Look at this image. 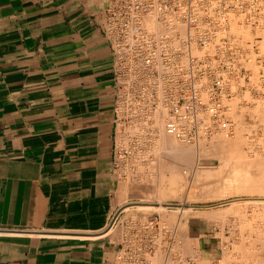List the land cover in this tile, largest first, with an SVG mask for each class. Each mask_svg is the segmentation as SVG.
Listing matches in <instances>:
<instances>
[{
    "label": "crops",
    "instance_id": "0c3cea01",
    "mask_svg": "<svg viewBox=\"0 0 264 264\" xmlns=\"http://www.w3.org/2000/svg\"><path fill=\"white\" fill-rule=\"evenodd\" d=\"M109 0H0V264H116Z\"/></svg>",
    "mask_w": 264,
    "mask_h": 264
},
{
    "label": "built area",
    "instance_id": "2783aa9c",
    "mask_svg": "<svg viewBox=\"0 0 264 264\" xmlns=\"http://www.w3.org/2000/svg\"><path fill=\"white\" fill-rule=\"evenodd\" d=\"M263 18L264 0H109L104 33L117 125L141 101L145 108L162 105L165 132L186 143L229 130L227 105L255 66L264 69ZM114 224L123 225L118 214L108 227ZM156 224L155 217L145 230ZM136 238L134 230L124 236L116 264H152Z\"/></svg>",
    "mask_w": 264,
    "mask_h": 264
},
{
    "label": "rangeland",
    "instance_id": "374dc122",
    "mask_svg": "<svg viewBox=\"0 0 264 264\" xmlns=\"http://www.w3.org/2000/svg\"><path fill=\"white\" fill-rule=\"evenodd\" d=\"M263 23H264V18H263ZM262 32L264 33V31ZM259 68L260 67H257L256 68L257 70L256 69L254 70V73H255L254 76L256 78H254L253 76L250 79V84L248 83L244 85V87L239 88L236 91V94H235L236 99L234 97V100L232 102L233 104L234 103L235 104L234 105L232 104L233 106L231 105L232 108L230 105H227L228 108L226 110V117L230 116V118L229 119L227 118V119H228V124L232 127L231 128L229 126V132L225 133L227 137L219 133L217 134L218 137L213 135V137L211 136L212 139L208 138L209 141L211 140L210 142L205 140V141L198 143V145H195V144L191 145L189 143H184L186 145V146L184 145L185 146L184 150L187 146L188 147L190 146L191 148L187 147L186 148L187 150L182 151L186 157L185 162H184L185 165L183 166V169L184 170L187 169L188 174H184V177H183L184 179L181 182L179 181L180 183L177 180L175 183L171 182V174L169 172L170 170L168 169L169 166H171L172 161H173L172 167L174 163H177L178 159L176 158L178 157H175L173 160V157H172L173 155H170V154L167 155L166 149L164 153V149H162L161 147H158V144H157L158 142L156 140L160 138L162 129L159 130L157 128L155 129V127L154 128L152 127V124H154V122H152L153 119L150 117H152L151 115H154V113L152 112V109H154L153 107L145 108L143 107V102L138 101L137 105L132 109L133 111L131 110L129 112L131 113V119L126 120L127 122L126 121L123 122L121 124L122 126H120L119 124L118 126L120 128L117 126V128H119L118 132L120 134L118 133L119 136L116 141L117 148L115 150V155H114V168L116 170V174L119 179L120 188H122L124 192V196H125V198L123 199L124 201L122 203V209L125 206L129 207L127 210H123L124 212L120 216L121 222L123 223V225L121 226L122 233L125 236L129 230H134V231L136 230L137 236L141 235V236H138L139 239L138 238L133 239V242H134V245H138L137 244L138 242L141 243L140 246L143 247L144 249L146 248L145 250L148 251L149 255H146V256L153 257L152 258L154 259L153 261H150L151 260L150 257L149 259L146 258L147 261L149 260L148 262H151V263L153 262V264H155V262H157L158 259L161 260V258L163 257L162 262L158 260L157 263L168 264L169 262H171L169 264H173V263L174 264H256V263L264 264V262H261V261L258 263V260H262L260 258L262 255H264V251H263L264 245L261 246V244H264V238H263L264 237L263 236L264 235L263 233L264 232L263 230L264 229V222H263L264 221V207H263L264 206V197H263L264 195H260L257 193H250V192L249 193L248 192H235V191H239L237 190L239 186L240 187L243 186L244 183H240L242 181L233 182V181L225 180L226 183H224L225 181H222L224 179L223 177L227 176L226 172L228 173V175H230V177L227 176L226 178L230 179L231 176L233 177V174H236V170L238 171V169L243 170V171L245 170L244 173L246 172V168H247L246 162L249 164L248 166H251L252 162L254 164L259 158H262V156L264 157V132H263L264 122L262 121V119L264 118V115H263V111H264V93H263L264 92V74L263 73L264 71L263 69L259 70ZM161 106H159L160 108L158 107V105L157 106L155 105L154 107L157 108V109L155 108L156 111L162 112ZM162 108L164 110V112L162 113L164 116L165 109L164 107ZM142 110L144 112H142ZM159 112H157L155 115L157 114L159 115ZM146 116L148 120L145 119ZM260 116H263V118ZM143 120L147 122L143 123ZM162 120L163 121L161 122H162V125L164 126L163 123L165 121V117ZM126 123L128 126L130 125L131 128L130 126L129 127L127 126V128H129L130 130L127 129L128 131L125 132L126 127L123 125L124 124L126 125ZM142 123L146 125L147 127L145 128V126H143ZM141 125L143 126L142 127L143 129H141L142 131L139 129ZM163 126L162 128L164 129ZM151 127L152 129H150ZM132 128L133 129L135 128L137 130L134 129L135 132H131V131H134ZM138 129L144 135L141 134V132L139 133ZM146 130L148 131V133ZM129 132L132 134L128 135L130 134ZM136 133H138L139 136ZM140 134L142 136H146V138L144 139V137H142ZM136 135L138 138L136 137ZM121 136H124V138ZM140 136L142 137L143 140L141 139ZM219 136L221 138L225 136L226 138H229V140L233 139L234 141H235L234 138H237V139L235 142L231 141L232 143L231 142L230 144L228 143V145H226L227 146L226 148L228 149H226L222 143L219 144V142H217L218 141L217 139L220 138ZM120 137L123 139H121ZM225 137L224 139H226ZM214 140H217V141L213 143ZM177 142H179V140ZM180 145H183V143L181 142ZM211 145L214 146V148H215V145L217 146L219 145L218 146L219 150L217 149V146L215 150L213 149ZM220 145L224 146L223 148L224 150L220 149L221 147ZM205 146L206 147L208 146L207 149ZM208 148H211V149H208ZM154 149L157 151H155ZM213 150L215 152H213ZM256 155H258L259 157L255 158ZM186 159H190L189 162L192 163V165H190L188 160L186 162ZM243 159H245V162L243 161ZM250 159L251 161L252 160L253 161L249 163L248 160ZM169 160L171 161V163H169L170 162ZM224 160L228 161V163L227 162L225 163ZM163 161H164V164H163ZM260 161H263V160H260ZM243 162L246 164L245 168H244L245 164L243 166ZM165 164H167V167H165L166 166ZM257 165L264 168V165L262 166V164L261 165L257 164ZM236 167H239V168H236ZM251 167H253V165ZM251 167H248V169L250 168V170H247V173L249 171V173L251 172L250 175L256 174L257 177L262 175V174L260 175L257 174L259 171L255 170V169H258L256 166H254L253 168ZM261 167H259V170L261 169ZM231 170L232 171L235 170V171L231 173L232 172ZM243 171L241 172V174L243 173ZM242 175L245 176V174H242ZM254 175L252 177L256 176ZM212 180H214V183ZM206 182L209 184L207 185ZM197 184H198V187H197ZM202 184H205V186L207 187L203 186ZM222 191L223 192L234 191V193L231 192L229 194H224ZM212 192L213 193L220 192V194L219 193L214 194V195H218L219 197L214 196ZM222 193L223 195L220 196ZM164 200L165 202H167L166 209H154V207L153 208H140L136 206V204L140 205V203L138 202H157V201H164ZM179 201L184 202L191 210L188 209L187 211L186 209L184 211H180L177 208V203H179ZM216 213L217 214L220 213L218 214L219 216ZM155 217H156V221H158L162 225L157 222L159 226V230L156 224L154 227L155 231L149 230L152 233H150L149 231L147 232L145 230L144 224L147 221L154 220ZM141 219L143 222L141 221ZM167 221L169 224L167 223ZM127 223H128V226H127ZM165 223H167V225H165ZM163 226L166 227V228L164 227L165 230H163L162 228ZM139 227L140 228L142 227V228L140 229ZM153 231L155 234L153 233ZM159 231L161 232L159 233ZM176 231L178 234H176ZM146 233L148 235H146ZM158 233L159 235L161 234L160 238H159ZM163 234H164V237H161L163 236ZM149 236L152 238L149 239L150 238ZM155 236L159 238L160 241ZM255 238H257V240ZM152 239L153 240L156 239V240L153 241ZM174 239H177V240L174 241ZM150 241L153 243V245L151 246L149 245ZM155 242L157 245L159 244L158 245L159 247L157 245L154 246ZM180 242H182V245ZM167 244L168 246H166ZM171 246L173 247L175 246L174 247L175 253L173 250L174 248L173 247L171 248ZM154 248H155V251H154ZM187 249L190 250V252ZM147 251H145V253ZM260 252L261 253L263 252V254L261 255ZM163 253H165V255ZM171 253L173 256L172 255L170 256ZM256 254H258L259 256H257ZM155 258H156V261H155ZM168 258H170L169 261H167ZM172 258L174 259V261Z\"/></svg>",
    "mask_w": 264,
    "mask_h": 264
},
{
    "label": "bare ground",
    "instance_id": "6f19581e",
    "mask_svg": "<svg viewBox=\"0 0 264 264\" xmlns=\"http://www.w3.org/2000/svg\"><path fill=\"white\" fill-rule=\"evenodd\" d=\"M145 23H146V26H147V27H150V28H151V26L153 25L152 22L149 21V20H145ZM255 67H256V66H255ZM255 67H254V68H255ZM256 68H257V67H256ZM256 68H255V69H256ZM255 69H254V70H255ZM256 70H257V69H256ZM263 71H264V69H263ZM263 74H264V73H263ZM261 75H262V74H261ZM254 78H256V77L254 76ZM255 80H257V79H255ZM249 84H250V83H249ZM255 86H256V85H255ZM257 87H258V86H257ZM260 88H261V87H260ZM245 90H246V89H245ZM262 90H263V89H262ZM242 91H243V89H242ZM241 93H242V92H241ZM247 93H248V92H247ZM255 93H256V92H255ZM263 93H264V92H263ZM242 94H243V93H242ZM245 94H246V93H245ZM243 95H244V94H243ZM235 96H236V95H235ZM259 98H260V97H259ZM259 98H258V99H259ZM235 99H236V97H235ZM255 99H257V98H255ZM251 100H252V99H251ZM260 100H261V99H260ZM257 101H258V100H257ZM235 102H236V100H235ZM256 103H257V102H256ZM234 104H235V103H234ZM234 104H233V105H234ZM253 104H254V103H253ZM253 104H252V105H253ZM138 105H139V104H138ZM233 105H232V106H233ZM156 106H157V105H156ZM159 106H161V105H158V107H159ZM230 106H231V105H230ZM232 106H231V108H232ZM162 107H163V106H161L162 112H161V111L159 112V111H156L157 108L153 106V108H154V109L156 108V109H155V110L152 109V112L154 113V115H151L152 113L150 112V113H151L150 115L152 116V117H150V118H152V119H153L152 122H154V124H152V127H153V128L155 127V129L157 128V129H159V130L162 129V132L160 131V132H161V134H160V138H159V136H158L159 139L156 140V141L158 142V143H157V144H158V147H161L162 149H164V153H165V149H166V153H167V155H168V154L173 155V156H172V157H173V160H174L175 157H178V158H176V159H178V161H177V163H174V164H173V167H172V163H173V161H172V163H171L170 160H169L170 162L168 161L169 163H171V166H169L168 169L170 170L169 172H170V174H171V182L175 183L176 180H177L178 182H179V181L181 182V181L184 179V178H183V177H184V174H188V173H187L188 170H187V169H185V170L183 169V166L185 165L184 162H185V158H186V157H185V155H184V153H183L182 151L184 150V147L186 146V145L184 144V143H186V142H183V140H181V139H177L175 136L166 133L165 130L162 128L163 125H162V122H161V121H163L162 119H163L164 117H166V112H165L164 116H163V114H162V113L164 112V110H163ZM141 108H142V107H141ZM149 108H150V107H149ZM159 108H160V107H159ZM161 109H159V110H161ZM132 111H133V110H132ZM138 111H139V110H138ZM142 112H144V111L142 110ZM157 112H159V115H158V114L155 115ZM228 112H229V111H228ZM257 112H258V111H257ZM260 112H261V111H260ZM135 113H136V112H135ZM140 113H141V112H140ZM230 113H231V112H230ZM230 113H229V114H230ZM144 114H145V113H144ZM161 114H162V115H161ZM227 114H228V113H227ZM140 115H141V114H140ZM232 115H233V114H232ZM263 115H264V111H263ZM141 116H142V115H141ZM143 116H144V115H143ZM158 116H159L160 118H159ZM162 116H163V117H162ZM231 117H232V116H231ZM234 117H235V116H234ZM260 117L263 118V116H260ZM148 118H149V117H148ZM227 118L229 119L230 116H228ZM262 118H261V119H262ZM130 119H131V118H130ZM138 119H139V118H138ZM142 119H143V118H142ZM145 119H147V116H146ZM152 119H151V120H152ZM231 119H233V118H231ZM261 119H260V120H261ZM147 120H148V119H147ZM260 120H259V121H260ZM140 121H141V120H140ZM262 121L264 122V118L262 119ZM126 122H127V121H126ZM129 122H130V121H129ZM145 122H147V121L143 120V123H145ZM148 122H150V121H148ZM229 122H230V121H229ZM235 122H237V121H235ZM260 122H261V121H260ZM263 122H262V123H263ZM122 123H123V122H122ZM122 123H121V124H122ZM143 123H142V124H143ZM238 123H239V121H238ZM121 124H120V126H122ZM129 124H130V123H129ZM146 124H147V123H146ZM163 124H164V123H163ZM231 124H232V123H231ZM139 125H140V124H139ZM147 125H148V124H147ZM242 125H243V124H242ZM242 125H241V126H242ZM123 126L126 127V129L124 128V129H125V132L128 131V130H130L129 128H127V126H128L127 123H126V125L124 124ZM129 126H130V125H129ZM129 126H128V127H129ZM143 126H145V128L147 127V126L144 125V124H143ZM143 126L141 125V126L139 127V129H140V130L143 129V128H142ZM150 126H151V124H150ZM229 126H230V125H229ZM118 127H119V126H118ZM152 127H151L150 129H152ZM163 127H164V126H163ZM230 127H231V126H230ZM239 127H240V125H239ZM119 128H120V127H119ZM119 128H118L117 130H119ZM130 128H131V126H130ZM137 128H138V126H137ZM231 128H232V127H231ZM127 129H128V130H127ZM132 129H133V128H132ZM132 129H131V130H132ZM134 129H135V128H134ZM134 129H133V130H134ZM139 129H138V131H139ZM155 129H154V130H155ZM249 129H250V128H249ZM135 130H137V129H135ZM135 130H134V131H131V132H135ZM163 130H164V131H163ZM138 131H137V132H138ZM141 131H142V130H141ZM141 131H139V133H140ZM146 131H147V130H146ZM160 132H159V133H160ZM226 132H229V130H227ZM226 132H222V133H220V134H221V135H225ZM263 132H264V131H263ZM118 133H119V132H118ZM127 133H128V132H127ZM129 133H130V132H129ZM147 133H148V131H147ZM147 133H146V134H147ZM119 134H120V133H119ZM121 134H122V133H121ZM131 134H132V133H130V134H128V135H131ZM134 134H135V133H134ZM136 134H138V133H136ZM141 134H143V133L141 132ZM141 134H140V135H141ZM143 135H144V134H143ZM231 135H232V134H231ZM118 136H119V135H118ZM125 136H126V135H125ZM138 136H139V134H138ZM141 136H142V135H141ZM141 136H140V137H141ZM214 136H217V134L214 135ZM225 136L227 137V135H225ZM225 136H223L222 138L219 136L220 138L217 139L218 141H217V140H214L213 143L217 141V142H219V144L222 143V144L225 146V148H226V147H227L226 145H228V143L230 144V142H231V141L233 142L234 140H233V139H230V140H229V138H226ZM121 137L124 138V136H121ZM121 137H120V138H121ZM136 137H137V135H136ZM142 137H144V139L146 138V136H142ZM142 137H141V139H142ZM212 137H213V136H212ZM212 137H210V138L212 139ZM217 137H218V136H217ZM224 137H225L226 139H224ZM123 138H121V139H123ZM125 138H126V137H125ZM137 138H138V137H137ZM156 138H157V137H156ZM238 138H239V137H238ZM126 139H127V138H126ZM126 139H125V140H126ZM135 139H136V138H135ZM141 139H140V140H141ZM176 139H177V140H176ZM214 139H215V138H214ZM220 139H221V140H220ZM234 139H235V141H236L237 138H234ZM257 139H258V138H257ZM142 140H143V139H142ZM178 140H179V142L181 141V142L183 143V145H180L181 142H180V143L177 142ZM219 140H220V141H219ZM241 140H242V139H241ZM252 140H253V139H252ZM118 141H119V140H118ZM207 141L210 142L211 140L209 141V140L207 139ZM235 141H234V142H235ZM154 142H155V141H154ZM232 142H231V143H232ZM239 142H240V141H239ZM189 144H191V143H189ZM189 144H187V145H189ZM184 145H185V146H184ZM191 145H192V144H191ZM193 145H194V144H193ZM195 145H198V144H195ZM209 145H210V144H209ZM223 145H222V146L220 145V146H221L220 149H223V148H224ZM123 146H124V145H123ZM211 146H212V145H211ZM216 146H217V145H215V148H216ZM218 146H219V145H218ZM218 146H217V149L219 150V147H218ZM232 146H233V145H232ZM187 147H188V146H187ZM187 147H186V148H187ZM192 147H194V146H192ZM205 147H206V146H205ZM207 147H208V146H207ZM207 147H206V149H207ZM212 147H213V149H215L214 146H212ZM186 148H185V150H187ZM188 148H191V147L189 146ZM231 148H232V147H231ZM157 149H159V148H157ZM193 149H194V148H193ZM193 149H192V151H193ZM208 149H211V148H208ZM226 149H228V148H226ZM260 149H261V148H260ZM154 150H155V149H154ZM185 150H184V151H185ZM215 150H216V149H215ZM223 150H224V149H223ZM155 151H157V150H155ZM202 151H203V150H202ZM202 151H201V152H202ZM220 151H221V150H220ZM247 151H248V150H247ZM213 152H215V151L213 150ZM216 152H217V151H216ZM222 152H224V151H222ZM225 152H226V151H225ZM159 153H160V152H159ZM191 153H192V152H191ZM193 153H194V151H193ZM193 153H192V154H193ZM198 153H200V152H198ZM220 153H221V152H220ZM253 153H254V152H253ZM192 154H191V155H192ZM202 154H203V153H202ZM154 155H155V154H154ZM163 155H164V154H163ZM188 155H189V154H188ZM198 155H199V154H198ZM218 155H220V154H218ZM189 156H190V155H189ZM199 156H200V155H199ZM225 156H226V155H225ZM225 156H224V157H225ZM159 157H160V156H159ZM159 157H158V158H159ZM256 157L258 158L259 156L256 155L255 158H256ZM170 158H171V156H170ZM167 159H168V158H167ZM176 159H175V160H176ZM192 159H193V158H192ZM236 159H237V158H236ZM253 159H254V158H253ZM259 159H260V160H263V161H260ZM259 159L256 161V163H254L255 165H254L253 162H252L253 160H252V161H251V159L248 160L249 163L252 162L253 167L256 166V167L258 168V169H255L256 171H257V170L259 171L257 174H258V175L262 174V175H260L259 177H257L256 174H255L256 176L253 174L255 177H252L253 175H250L251 172L249 173V171H248L249 174L247 173V170H250V168L248 169V167H251L252 165L250 164L251 166H248L249 164L246 162V164H247V168H246V172H245V173H244L245 170L243 171V170L238 169V171L236 170V174H233V177L231 176V178L228 179V178H226V177H227V176L230 177V175H228V173L226 172V175H227V176L225 175L226 177H223L224 179H223L222 181H225V180L233 181V182H234V181H242V182H240V183H244L243 186H241V187L239 186V187L237 188V190H239V191H235V192H248V193L250 192V193H257V194H260V195H264V168H262L261 166H258V165H257V164H259V165L262 164V166L264 165V157L262 156V158H259ZM158 160H159V159H158ZM161 160H163V159H161ZM187 160H188V162L190 161V159H186V162H187ZM241 160H242V158H241ZM159 161H160V160H159ZM192 161H193V160H192ZM224 161H225V163H226V162L228 163V161H226V160H224ZM243 161L245 162V159H243ZM174 162H175V161H174ZM233 162H234V161H233ZM236 162H237V161H236ZM240 162H242V161H240ZM244 162H243V166H244V164H245ZM257 162H258V163H257ZM189 163H190V162H189ZM154 164H155V163H154ZM160 164H161V163H160ZM163 164H164V161H163ZM167 164H168V163H167ZM167 164H165V165H166L165 167H167ZM186 164H187V163H186ZM231 164H233V163H231ZM240 164H241V163H240ZM246 164H245L244 168L246 167ZM174 165H175V166H174ZM181 165H182V166H181ZM190 165H192V163H190ZM235 165H236V164H235ZM153 166H155V165H153ZM157 166H158V165H157ZM238 166H239V165H238ZM241 166H242V165H241ZM239 167H240V166H239ZM239 167H236V168H239ZM253 167H251V168H253ZM259 167H261L262 170H261V169L259 170ZM149 168H150V167H149ZM162 168H163V166H162ZM185 168H186V167H185ZM194 168H195V166H194ZM231 168H232V166H231ZM242 168H243V167H242ZM242 168H241V169H242ZM152 169H153V167H152ZM158 169H159V168H158ZM164 169H165V168H164ZM188 169H189V168H188ZM234 169H235V168H234ZM159 170H160V169H159ZM161 170H163V169H161ZM154 171H155V169H154ZM191 171H192V170H191ZM229 171H230V170H229ZM231 171H232V170H231ZM233 171H235V170H233ZM233 171H232L231 173H233ZM242 171H243L242 174H245V176H243V175L241 174ZM253 171H254V170H253ZM256 171H255V172H256ZM165 172H166V170H165ZM167 172H168V171H167ZM162 173H164V172H162ZM162 173H161V174H162ZM246 173H247V174H246ZM159 174H160V173H159ZM193 174H194V173H193ZM240 175H241V176H240ZM242 176H243V177H242ZM185 177H186V176H185ZM186 178H187V177H186ZM207 180H208V179H207ZM201 181H202V180H201ZM212 181H213V183H214V180H212ZM215 181H216V180H215ZM222 181H221V183H222ZM180 182H179V183H180ZM209 182H210V181H209ZM196 183H197V182H196ZM200 183H201V182H200ZM206 183H207V182H206ZM206 183H205V184H206ZM216 183H218V182H216ZM224 183H226V181H225ZM198 184H199V183H198ZM198 184H197V187H198ZM205 184H202V185L205 186ZM208 184H209V183H207V185H208ZM238 184H239V183H238ZM240 185H242V184H240ZM129 186H130V185H129ZM190 186H191V185H190ZM195 186H196V185H195ZM205 187H207V186H205ZM208 187H209V186H208ZM147 189H148V188H147ZM145 191H147V190H145ZM149 191H150V190H149ZM151 191H152V190H151ZM222 192H223V191H222ZM231 192L234 193V191H226V192H223V193H224V194H229V193H231ZM180 193H181V192H180ZM209 193H210V192H209ZM212 193H213V192H212ZM215 193H217V192H215ZM215 193H213V195H214ZM218 193L220 194V192H218ZM218 193H217V194H218ZM223 193H222L220 196H222ZM179 195H180V194H179ZM179 195H177V196H179ZM181 195H182V194H181ZM214 196H218V195H214ZM180 197H181V196H180ZM211 197H213V196H211ZM218 197H219V196H218ZM263 197H264V196H263ZM180 199H181V198H180ZM262 200H263V199H262ZM138 203H140V205H137V204H136V206H138V207H140V208H153V207H154V209H166V204H167V202H165V200H164V201H157V202H138ZM262 203H263V202H262ZM189 204H190V203H189ZM261 205H262V204H261ZM131 206H132V205H131ZM136 206H135V207H136ZM263 207H264V206H263ZM128 208H129L128 206H125V207H123V210H127ZM177 208H178L180 211H184V210H186V209H187V211H188V209H189V207H188L184 202H180V201H179V203H177ZM173 209H175V208H173ZM189 210H191V209H189ZM212 213H213V212H212ZM220 213H221V212H220ZM220 213H218V214H220ZM216 214H217V213H216ZM218 214H217V215H218ZM257 215H258V214H257ZM211 216H212V215H211ZM218 216H219V215H218ZM220 216H221V215H220ZM161 217H162V216H161ZM144 218H145V217H144ZM144 218H143V219H144ZM215 218H216V217H215ZM218 218H219V217H218ZM131 219H132V218H131ZM134 219H136V218H134ZM139 219H140V218H139ZM145 219H146V218H145ZM159 219H160V218H159ZM141 221H142V219H141ZM134 222H136V221H134ZM137 222H138V221H137ZM142 222H143V221H142ZM144 222H145V221H144ZM157 222H158V221H157ZM162 222H163V221H162ZM263 222H264V221H263ZM158 223H159V222H158ZM167 223H168V221H167ZM167 223H165V225H167ZM173 223H174V222H173ZM175 223H176V222H175ZM215 223H216V222H215ZM129 224H130V223H129ZM132 224H133V223H132ZM143 224H144V223H143ZM159 224H161V223H159ZM168 224H169V223H168ZM134 225H135V224H134ZM139 225H140V224H139ZM139 225H138V226H139ZM161 225H162V224H161ZM127 226H128V223H127ZM130 226H131V225H130ZM135 226H136V225H135ZM141 226H142V224H141ZM157 226H158V224H157ZM168 226H169V225H168ZM170 226H172V225H170ZM175 226H176V225H175ZM256 226H257V225H256ZM132 227H133V226H132ZM132 227H131V228H132ZM160 227H161V226H160ZM164 227H165V226L162 227L163 230H165ZM137 228H138V227H137ZM137 228H136V229H137ZM139 228H140V227H139ZM141 228H142V227H141ZM141 228H140V229H141ZM143 228H144V226H143ZM157 228H158V230H159V226H158ZM165 228H166V227H165ZM167 228H168V227H167ZM169 228H170V227H169ZM172 228H173V227H172ZM174 228H175V227H174ZM260 228H261V227H260ZM129 229H130V227H129ZM155 229H156V228H155ZM253 229H254V228H253ZM153 230H154V227H153ZM163 230H162V231H163ZM166 230H167V229H166ZM263 230H264V229H263ZM135 231H136V230H135ZM138 231H139V230H138ZM144 231H145V230H144ZM146 231L148 232L149 230H146ZM154 231H155V230H154ZM154 231H153V233H154ZM219 231H220V230H219ZM251 231H252V230H251ZM258 231H259V230H258ZM142 232H143V231H142ZM142 232H141V233H142ZM149 232H150V231H149ZM160 232H161V231H159V233H160ZM173 232H174V231H173ZM136 233H137V231H136ZM141 233H140V234H141ZM143 233H144V232H143ZM150 233H152V232H150ZM159 233H158V235H159ZM169 233H170V232H169ZM169 233H168V234H169ZM263 233H264V232H263ZM144 234H145V233H144ZM154 234H155V233H154ZM166 234H167V233H166ZM166 234H165V235H166ZM174 234H175V233H174ZM176 234H178L177 231H176ZM176 234H175V235H176ZM181 234H182V233H181ZM146 235H148V234L146 233ZM160 235H161V234H160ZM160 235H159V238H160ZM172 235H173V234H172ZM172 235H170V236H172ZM179 235H180V234H179ZM182 235H183V234H182ZM260 235H261V233H260ZM138 236H141V235H138ZM138 236H137V238H138ZM142 236H143V235H142ZM263 236H264V235H263ZM149 237H150V236H149ZM153 237H154V236H153ZM155 237H156V236H155ZM161 237H164V234H163V236H161ZM167 237H168V236H167ZM259 237H261V236H259ZM141 238H142V237H141ZM146 238H147V236H146ZM151 238H152V237H150L149 239H151ZM156 238H157V237H156ZM159 238H157V239L160 241ZM165 238H166V237H165ZM176 238H177V237H176ZM257 238H258V237H257ZM257 238H255V239L257 240ZM263 238H264V237H263ZM138 239H139V238H138ZM168 239H169V238H168ZM171 239H172V238H171ZM260 239H261V238H260ZM152 240H153V239H152ZM154 240H156V239H154ZM154 240H153V241H154ZM158 240H157V241H158ZM175 240H177V239H174V241H175ZM157 241H156V242H157ZM164 241H165V240H164ZM164 241H163V242H164ZM172 241H173V240H172ZM262 241H263V240H262ZM141 242H142V241H141ZM144 242H145V241H144ZM150 242H151V241H150ZM156 242H155L154 246L157 245ZM189 242H190V241H189ZM249 242H250V241H249ZM251 242H252V241H251ZM254 242H255V241H254ZM259 242H260V241H259ZM142 243H143V242H142ZM158 243H159V242H158ZM180 243H181V245H182V242H180ZM165 244H166V242H165ZM165 244H164V245H165ZM169 244H170V243H169ZM176 244H177V242H176ZM260 244H261V243H260ZM145 245H146V244H145ZM158 245H159V244H158ZM158 245H157V246H158ZM162 245H163V244H162ZM178 245H179V244H178ZM262 245H264V244H261V246H262ZM146 246H147V245H146ZM146 246H145V247H146ZM166 246H168V244H167ZM188 246H190V245H188ZM256 246H257V245H256ZM152 247H153V246H152ZM158 247H159V246H158ZM172 247H173V246H171V248H172ZM174 247H175V246H174ZM174 247H173V248H174ZM178 247H179V246H178ZM176 248H177V247H176ZM145 249H146V248H145ZM152 249H153V248H152ZM156 249H158V248H156ZM159 249H160V248H159ZM162 249H163V248H162ZM177 249H178V248H177ZM181 249H182V248H181ZM173 250H174V253H175V248H174ZM187 250H188V249H187ZM261 250H262V249H261ZM144 251H147V250H144ZM154 251H155V248H154ZM157 251H159V250H157ZM165 251H166V250H165ZM169 251H170V250H169ZM176 251H177V250H176ZM188 251L190 252V250H188ZM188 251H187V252H188ZM263 251H264V248H263ZM252 252H253V251H252ZM146 253H147V254H145V255H149V254H148V251H147ZM153 253H154V252H153ZM167 253H168V252H167ZM223 253H224V252H223ZM260 253H261V252H260ZM155 254H156V252H155ZM163 254L165 255V253H163ZM176 254H177V253H176ZM258 254H259V253H258ZM258 254H256V255L259 256ZM262 254H263V252L261 253V255H262ZM161 255H162V254H161ZM161 255H160V256H161ZM171 255H172V253L170 254V256H171ZM221 255H223V254H221ZM250 255H251V254H250ZM261 255H260V256H261ZM157 256H158V255H157ZM162 256H163V255H162ZM168 256H169V255H168ZM172 256H173V255H172ZM254 256H255V255H254ZM149 257L151 258L150 261H153V260H154V259H152L153 257H151V256H149ZM149 257L146 256L145 258H148V259H149ZM155 257H156V256H155ZM180 257H181V256H180ZM263 257H264V255H262L261 258L259 257V258L262 259L263 261L257 259V260H258V263H259L260 261H261V262H264ZM159 258H160V257H159ZM162 258H163V257H162ZM162 258H161V260H159V259H158V260L162 262ZM170 258H171V257H170ZM170 258H168L167 261H169ZM173 258H174V257H173ZM173 258H172V259H173ZM221 258H222V256H221ZM255 258H256V257H255ZM174 259H175V258H174ZM174 259H173V261H174ZM158 260H157V262H158ZM175 260H176V259H175ZM257 260H256V261H257ZM148 261H149V260H148ZM155 261H156V258H155ZM164 261H165V260H164ZM177 261H178V259H177ZM157 262H155V264H160V263H157ZM165 262H166V261H165ZM169 263H171V262H169ZM169 263H168V264H169ZM203 263H204V262H203ZM152 264H153V262H152ZM173 264H174V263H173ZM256 264H257V263H256ZM259 264H261V263H259Z\"/></svg>",
    "mask_w": 264,
    "mask_h": 264
}]
</instances>
